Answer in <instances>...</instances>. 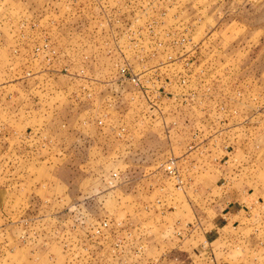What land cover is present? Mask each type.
I'll return each mask as SVG.
<instances>
[{
  "label": "rangeland",
  "instance_id": "1",
  "mask_svg": "<svg viewBox=\"0 0 264 264\" xmlns=\"http://www.w3.org/2000/svg\"><path fill=\"white\" fill-rule=\"evenodd\" d=\"M263 116L264 0H0V264H264V184L197 223Z\"/></svg>",
  "mask_w": 264,
  "mask_h": 264
},
{
  "label": "crops",
  "instance_id": "2",
  "mask_svg": "<svg viewBox=\"0 0 264 264\" xmlns=\"http://www.w3.org/2000/svg\"><path fill=\"white\" fill-rule=\"evenodd\" d=\"M252 121L254 124L247 129L248 132L245 133V136L237 140L236 144L228 151V153H230L228 155L234 157V160L231 161L233 165L231 167L235 169L233 173L237 176L235 183L238 184V188L233 192L232 190L230 192H224L217 198H214V203H211L209 207H207V212L202 213L200 217L202 221L197 222L204 230L205 239L212 243L216 240L225 238L222 232L226 228L233 224L239 226V224L243 222L241 219L244 218V213L249 206L248 202L252 201L253 203V200H256L255 197L257 193H259L260 187L264 184V179L262 180L261 178L262 176L264 177V116L261 120L259 117ZM150 133H152V131L146 132L141 142H147L146 139L152 135ZM145 136L146 139L144 138ZM129 149L128 146H124L121 151L128 153ZM227 149L228 147L226 145L220 150L226 151ZM149 151L147 147L143 152ZM237 153H241V155L236 156ZM248 154H251L250 163L248 160L245 161V157H247ZM224 157L226 161H228L226 154ZM123 161L125 165L130 168H147L150 166L147 165L146 161H141L138 165L130 162V159L124 158ZM227 163L228 166L229 162ZM249 186H251L250 190L248 189ZM209 194H211V192ZM0 213V225L5 227L10 225L17 226L22 223L24 216H30V214H32L30 212H20V210L11 213L1 211Z\"/></svg>",
  "mask_w": 264,
  "mask_h": 264
},
{
  "label": "built area",
  "instance_id": "3",
  "mask_svg": "<svg viewBox=\"0 0 264 264\" xmlns=\"http://www.w3.org/2000/svg\"><path fill=\"white\" fill-rule=\"evenodd\" d=\"M172 163L174 164V162H172ZM168 168H172V166L170 165V166H168ZM0 212H1V210H0ZM202 247H203L204 249H206V248H207V245L202 243Z\"/></svg>",
  "mask_w": 264,
  "mask_h": 264
}]
</instances>
